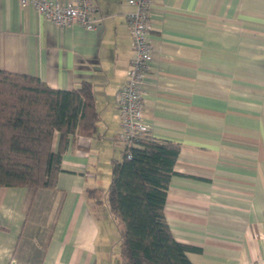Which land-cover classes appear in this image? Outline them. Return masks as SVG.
I'll list each match as a JSON object with an SVG mask.
<instances>
[{"label":"crops","instance_id":"1","mask_svg":"<svg viewBox=\"0 0 264 264\" xmlns=\"http://www.w3.org/2000/svg\"><path fill=\"white\" fill-rule=\"evenodd\" d=\"M94 4V28H60L0 0V69L59 89L87 80L98 112L96 134L63 153L54 188L0 186V264H98L107 253L86 188L107 187L120 157L117 94L134 50L127 1ZM150 16L145 120L180 146L170 231L195 264H264V0H152Z\"/></svg>","mask_w":264,"mask_h":264},{"label":"trees","instance_id":"2","mask_svg":"<svg viewBox=\"0 0 264 264\" xmlns=\"http://www.w3.org/2000/svg\"><path fill=\"white\" fill-rule=\"evenodd\" d=\"M97 119L89 81L59 89L0 69V186L54 188L63 153L75 137L96 134ZM179 150L174 141L143 133L121 144L106 188H86L95 202L106 198L118 222L123 264H195L187 256L194 247L174 239L164 214Z\"/></svg>","mask_w":264,"mask_h":264},{"label":"built area","instance_id":"3","mask_svg":"<svg viewBox=\"0 0 264 264\" xmlns=\"http://www.w3.org/2000/svg\"><path fill=\"white\" fill-rule=\"evenodd\" d=\"M126 1L131 6L126 14L132 35L134 56L131 58L126 80L117 94V107L122 127L117 139L121 143H132L134 138L149 132V125L145 120L143 95L144 79L152 57L150 18L152 0ZM19 3L23 6H32L36 12L60 28L78 24L86 29H92L101 19L95 14L94 0H19Z\"/></svg>","mask_w":264,"mask_h":264},{"label":"rangeland","instance_id":"4","mask_svg":"<svg viewBox=\"0 0 264 264\" xmlns=\"http://www.w3.org/2000/svg\"><path fill=\"white\" fill-rule=\"evenodd\" d=\"M106 188V187H104ZM91 206L100 226L97 244L107 251L98 258V264H123L120 250V228L117 220L110 214L106 198Z\"/></svg>","mask_w":264,"mask_h":264}]
</instances>
